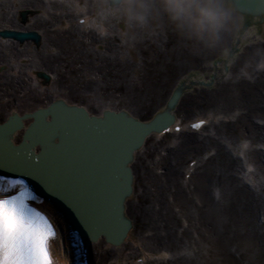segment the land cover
Masks as SVG:
<instances>
[{"label": "bare ground", "instance_id": "6f19581e", "mask_svg": "<svg viewBox=\"0 0 264 264\" xmlns=\"http://www.w3.org/2000/svg\"><path fill=\"white\" fill-rule=\"evenodd\" d=\"M39 1L40 0H22L20 7L30 10V14H33L39 11L41 3ZM58 16L60 20L68 19L72 17V14L65 13ZM56 19L57 17H51L50 20L44 21L41 18H37L32 24L24 27V30H42V48L47 46L45 44H51L53 47L57 45L55 47L59 48V52L57 54L46 55L41 52L40 47L33 49L29 43L23 45L19 44L21 47L19 49L15 48L18 50L14 53L16 55L15 59H21V62H25V65L30 66L27 71L33 76L31 83L32 81H37V87L42 91L31 88V83H24L25 80L29 82L30 79H18L14 76L8 78L4 75H0V123L5 121L11 112H16L17 114L32 112L37 108L45 107L57 97L63 98L68 103L83 105L92 113L100 111L102 107L110 109H119L118 107H120L141 120L142 115L151 108H154V111H156L162 106L161 103L163 102V97L167 88L171 83L179 81V79L184 77L187 73L193 72L191 77L195 80L207 79L212 69L209 66L206 68L205 63L217 59L218 68L216 73L219 74L222 66L220 61L226 56L232 40V37H230L225 51L221 53L194 56L180 45L177 38L174 39V35L167 33L165 35L168 38H173V40L171 39L170 41V46L166 54L168 57L167 59L170 60L162 66L165 71H161L157 65L156 58L151 57L153 54H161L160 52H156V43L154 44L152 41L144 39V41H140L136 45L138 52L134 50L131 51V55L135 62L140 61L141 66L128 62H124L121 65L120 62L110 59H102V61L95 59V61H93L92 59L89 60V54H83L78 51L79 48L75 46L76 44L69 40L73 38V36L63 37L59 34L55 35V32L47 29ZM6 22L13 24L14 21L7 20ZM15 25L22 28L21 24ZM259 27L262 35L264 32V22L260 24L258 28ZM256 29V26H250L244 31L240 35L239 44L254 40L252 37L256 33ZM158 41L161 40L158 39ZM234 44L239 45L236 42H234ZM173 45L174 48H172ZM69 46L73 47L72 51ZM261 46L263 49L264 43ZM245 49L246 48H244L243 52L239 55H233L234 60L228 62V67H230V69L234 63L237 64L250 60L253 56L252 50ZM4 57L5 56L0 54V63L6 62ZM9 65V63H6L5 66L7 67ZM33 67H35L36 70H34ZM88 69L91 70V72H88ZM11 70H13V68H11ZM37 71H48V73L52 74L53 81L51 88L42 86L38 77L34 75ZM84 72L102 77L101 82L97 83L95 80H90L88 75L84 74ZM131 72L134 74L135 79L130 77ZM181 80L187 81L188 79L184 77ZM27 84H29V86H27ZM82 89L84 94L99 93L104 100L116 99L118 95L120 106L117 105V107H114L112 103L106 104V102H102L99 106L103 103L105 104L96 108L93 104L89 103V100L81 97ZM233 105H239L240 108L244 109V113L234 124L222 125L220 129L221 132L230 137L235 135L241 138L247 135V137L254 140L260 139L264 141V128L250 122V118L253 115L255 116V114L259 115V118L264 119V79L253 83H243L238 86H234L230 83L218 84V82H214L211 88L191 89L190 93H184L181 96L173 113L177 116H179L178 114L194 115L212 106L229 108ZM30 121L31 119L24 120V125L27 126ZM22 134L23 129L16 131L12 141L14 143L20 142ZM203 145L205 144L198 142L193 136H184L180 144L174 150L169 151L171 161L169 165L161 171V174L154 172L143 160H140L141 158L139 156H137L132 166L134 178L139 182V187L142 189V192L140 194H135V197L138 198L137 204L135 203L136 201L126 202L125 215L132 220L133 226H139L140 230L145 227L151 228V230L156 229L159 221L160 223H164L163 230L167 231L166 237L152 235L147 238L149 243L154 246L153 249L155 250L151 251L156 257H163L164 255L161 252L168 253V250L174 249L175 245L182 241V238L187 237L184 233L179 237L175 234V231L171 230V223L175 217L173 214L167 216L171 211L165 216H163L161 212L168 204L165 201V187L169 183L175 186L180 185L179 167L184 155L198 152ZM37 150L38 147L36 148V151ZM216 155L217 159L214 165L210 168H205L199 173L195 192L202 197L205 204L202 206V211L205 209V216L207 219L204 221L203 217L201 218L203 223H205V227L212 231L218 227L220 229L217 231L215 245L217 243V250L221 255L222 262L225 264L226 262L228 264H234L236 262L229 257L225 241L229 240L230 237L234 236L237 232L239 224L235 220L241 213L243 214L245 211L252 212L254 208L258 207V200L252 194L246 195L242 191L243 188H236L233 186V180L230 176L226 175L228 167L235 164V161L229 156H226L223 151H220ZM214 183H220L225 189L231 191L230 199L232 202H229L228 207L230 209V207H234V205L237 206V208L233 209L231 215L225 214L224 217H221V215L217 216L218 211L216 212L211 201L209 202V198H206L205 188L207 184L213 185ZM176 197L178 202L185 205L187 204V197H185L183 193L181 194V190L177 191ZM152 201L161 203L162 207L160 211L152 210L149 206L145 205ZM232 203L233 205L230 206ZM50 208L48 209L53 213ZM55 217H58V215L55 214ZM57 222L61 231V239L54 238L51 240L52 250L56 259L55 263L78 264L80 256L77 253L75 241L71 236L70 229L61 218L58 217ZM129 236L130 239L125 244L119 248L113 247L112 249L125 248L124 250H126L130 242H133L139 247L138 251L142 252L138 244L139 240L136 238V232H134L133 229L130 230ZM100 242H102V245H106L103 240ZM156 249H158V251ZM111 252H113V254H111ZM115 253L116 252L113 250H110L108 252L102 251L94 255L91 253L89 256L90 259H93L97 264H105ZM141 254L145 255L146 253L143 252ZM125 259L126 258L123 260ZM180 260L181 259H178V263ZM164 262L165 261L159 263L163 264ZM165 264L172 263L166 262Z\"/></svg>", "mask_w": 264, "mask_h": 264}, {"label": "water", "instance_id": "95a60500", "mask_svg": "<svg viewBox=\"0 0 264 264\" xmlns=\"http://www.w3.org/2000/svg\"><path fill=\"white\" fill-rule=\"evenodd\" d=\"M241 2L242 5L235 6L238 11L263 21L264 0ZM184 89L183 84L176 86L165 108L150 121L141 123L125 113L124 118L136 125L130 128L133 132L126 140L117 136L120 124L97 125L94 130V122H88L89 127L83 129L92 130L83 135L82 122L65 119L66 115L49 122L46 117L37 119L45 116L41 113L58 106L59 101L47 110L39 109L21 117L13 115L0 127V171L23 173L41 194L62 208L69 223L76 225L83 235L91 239L103 235L106 241L118 244L130 228V220L124 214V199L130 191L127 154L138 147L142 132L157 131L173 120L172 110ZM62 110H69L64 102ZM28 117L34 121L25 128L22 141L15 145L12 134L23 126L21 120ZM38 120L43 126L38 127ZM36 146L40 148L38 152Z\"/></svg>", "mask_w": 264, "mask_h": 264}, {"label": "rangeland", "instance_id": "374dc122", "mask_svg": "<svg viewBox=\"0 0 264 264\" xmlns=\"http://www.w3.org/2000/svg\"><path fill=\"white\" fill-rule=\"evenodd\" d=\"M16 3H19V0H0V21H7V20H9V17H12L13 14H15L14 9H15ZM84 5H85V7L91 8L90 7V0H84ZM66 6H68V5H66ZM52 7H53V9H55V7H58V6L53 5ZM60 8H62V6ZM60 11H61V9L58 11L56 9L53 10V12H56V13H59ZM56 27L57 26L55 25L54 27H51V29L56 28ZM61 35H63V34H61ZM66 35H68V34L67 33L64 34V36H66ZM109 35L111 36V34H108V35H105V37L109 39L107 42L109 44H111V46L113 47L112 50H113V52H115L112 55V58L115 57V58H118L119 60H122L120 62L121 65L124 62H128L130 64H136L137 66H141L140 61L135 62V60L133 59V56L129 52V49H133L136 52H138V50L136 49L137 44L134 47H128L121 41V39H119L118 42H114V41L112 42L113 39H111V38H113V37H109ZM115 36L117 38H120L118 35H115ZM85 38H87V37H84V40L86 42H88V40ZM146 38H147V40L152 41L154 44L156 43V46H157L156 52H160L161 54H159V55L153 54L151 57H155L157 60V65H158L159 69L161 71L162 70L165 71L163 69L164 67L162 68V66L164 63H167L170 60V59H167L168 57L166 56V54H167V50L170 46V41H171V39L173 40V38H168L164 33H159V34H156V36H153L151 38L150 37H146ZM175 38L176 37H174V39ZM158 39H160L161 41H158ZM41 41L38 44V46L41 44ZM257 41L258 40L255 39V41H254L255 44H257ZM254 42L247 44L248 46H251L248 49L253 50L252 51L253 56L251 57L252 61H255L257 59V57L264 55L263 50L259 49L255 45H253ZM112 43H113V45H112ZM31 44H32L33 48L36 46L33 43H31ZM247 45H245V47ZM88 46H89L90 50H91V48L93 49V51L99 52V50H100L98 48H95L94 45H92V44L88 45ZM114 46H118L120 48L114 47ZM165 46H167V47H165ZM69 47L71 48V51H72L73 47H71V46H69ZM78 47H80V46H78ZM172 48H174V45L172 46ZM10 49L11 48L8 47V45H5V44L0 42V54H2V56H4L3 53H6L7 55H9ZM80 49L82 50V52L84 51L83 46H81ZM43 51L45 52L46 49L43 48ZM78 51H80V50H78ZM161 56L163 57V59ZM4 59H6V57ZM153 60H155V59H153ZM87 71L91 72V70H89V69ZM130 74H131L130 77L135 79L134 74L132 72ZM139 82H140V79H139ZM174 84H175L174 82L171 83V85L167 88V90L164 94V97H163V102H162L163 104L166 101V99L168 98ZM199 88H201V87H193L192 89L197 90ZM190 92H191V90L188 93H190ZM81 97L84 98L83 89L81 91ZM100 101H104V98H102V96L99 93H97V94H95V96L92 97V100L89 101V103H94L96 105V104H99ZM107 101L108 102H110V101L116 102V103L119 102L117 97H116V99L112 98V99H109ZM153 111H154V108H151L144 115H142V118L143 119L150 118ZM191 116H193V115H189V114L183 115V117H191ZM252 117L257 118V117H259V115L255 114V116L253 115ZM252 117L250 118V122H252ZM256 118L254 120L258 122L259 120ZM244 135H246V134H244ZM228 138L229 139H227V144H229L230 147H234L236 150H240L241 155H243V158L246 161L254 164V167H255L256 172H257V180H258L257 186L255 187L254 191H248L246 189V187L241 184V182L238 180L237 177L235 179L231 178L233 180L232 184L236 188H239V187L243 188L242 191L246 195L252 193L258 200V207L254 208V210L252 212L245 211L243 214L241 213V215L235 220L239 224V226L237 228V232L235 233V235L231 236L229 240L225 241L226 250L228 251L229 257L231 259L235 260L236 263H234V264H264V222L261 223V221H259V219H260L259 214L261 212L262 213L264 212V173H263L262 168L260 166V158H258L256 160V153L254 151L255 148L257 149V147L260 146L261 140L260 139L254 140V139L250 138L253 143L250 141H246L247 143H245V144H247V148L244 149L243 147H241L242 146L241 143L243 142L244 139H239L235 135L228 137ZM223 143H226V141L223 140ZM229 145H227V146L229 147ZM224 154L226 155V153H224ZM187 156L188 155H186L184 158H186ZM151 157H152V155L149 156V158L152 160ZM216 159L217 158L214 156L213 158L208 160L199 169L198 173L192 177V180L187 185L183 186L184 192H185L186 188H188V186L197 188V180L199 179V176H198L199 173L202 172L205 168L212 167L214 165ZM170 160L171 159H168V162ZM166 163H167V161H166ZM232 173H234V171ZM215 185L218 186L219 192H218V196H217L218 200L213 202L212 198L210 196V190ZM136 186H137V182H136ZM173 189H176V188L174 187ZM214 192L215 191H213L212 196L214 195V197H216L217 193H214ZM182 193H183V191H182ZM230 193H231V191L225 189L220 183L219 184L214 183L213 185L207 184V186L205 188V196H206V198H209V202L211 201L216 212L218 211L217 216L221 215V217H224L225 214L231 215L233 212V209L237 208L236 205H234V207H230V209L228 207L229 202L230 203L232 202L230 199ZM164 195L167 196V198L169 196H172V198H173V202H170V200H168V202H170L171 204L169 205L168 211L164 214V216H165L169 211H171L170 213L167 214V216H169L170 214H173L175 216L174 219L172 220V223H171V230L174 231L175 229H177L179 232L180 228H181V222L187 223V221H184V220H186L188 218V220L190 219V221H188L190 223L189 232L191 233L192 230L193 231L196 230L195 234H197V236L199 235V237H197L196 239H193L192 235L189 234L188 235L189 241L186 240V238H183L179 244L175 245V248L176 247H178V248L175 249L173 251V253H175V254L182 253L179 256L184 257L179 261V263L180 264H187V263H192V264H225L224 262H222L221 255L219 254V251L217 250L218 249L217 243L215 245L217 231L220 230L219 227L216 228L214 231L209 230L205 227V223H203V221L201 220L202 217H203L204 221H206V219H207L205 216V209L202 211V206L204 204L202 197H200L198 194H195V192L193 191L192 195L190 196L191 200L187 199V201H186L187 204L186 205L182 204V203L178 202L176 200L177 198L170 193V190L168 188V184L165 187ZM132 201H134V202L136 201L135 203L137 204V198H133ZM145 205L148 206V204H145ZM231 205H233V203L230 204V206ZM164 212H165V210H164ZM180 219L182 221H180ZM263 220H264V215H263ZM135 231H136V233L137 232L139 233L141 231L139 229V226L138 227L135 226ZM158 231H156V235H158ZM147 232H148L147 230H145V231L142 230L139 233V236L145 237ZM143 239L141 240L142 244L145 245L143 247H147L148 245H151L149 243V241H145ZM95 248L99 252L102 250L101 245H99V244H98V246L96 245ZM102 248L104 249L105 247H102ZM145 249H148V248H145ZM94 252H96V251H94ZM111 254H113V252H111ZM119 256H121V254ZM226 264H228V263L226 262Z\"/></svg>", "mask_w": 264, "mask_h": 264}, {"label": "clouds", "instance_id": "9594fccd", "mask_svg": "<svg viewBox=\"0 0 264 264\" xmlns=\"http://www.w3.org/2000/svg\"><path fill=\"white\" fill-rule=\"evenodd\" d=\"M106 34L128 47L171 33L194 56L218 54L239 27L231 0H90Z\"/></svg>", "mask_w": 264, "mask_h": 264}, {"label": "snow or ice", "instance_id": "6c2138e0", "mask_svg": "<svg viewBox=\"0 0 264 264\" xmlns=\"http://www.w3.org/2000/svg\"><path fill=\"white\" fill-rule=\"evenodd\" d=\"M201 122L192 125L199 127ZM0 192L19 189L9 199H0V264H54L50 255V241L55 229L47 219L28 207L32 198L22 181L0 178ZM43 223L44 227H40Z\"/></svg>", "mask_w": 264, "mask_h": 264}]
</instances>
